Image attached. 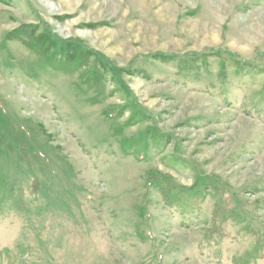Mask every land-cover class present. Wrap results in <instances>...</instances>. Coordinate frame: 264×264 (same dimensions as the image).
<instances>
[{"label": "rangeland", "instance_id": "374dc122", "mask_svg": "<svg viewBox=\"0 0 264 264\" xmlns=\"http://www.w3.org/2000/svg\"><path fill=\"white\" fill-rule=\"evenodd\" d=\"M0 264H264V0H0Z\"/></svg>", "mask_w": 264, "mask_h": 264}]
</instances>
